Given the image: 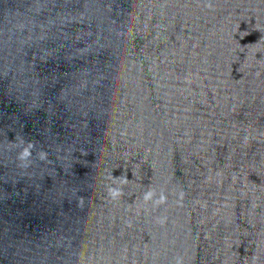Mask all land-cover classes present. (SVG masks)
Instances as JSON below:
<instances>
[{
    "label": "water",
    "instance_id": "95a60500",
    "mask_svg": "<svg viewBox=\"0 0 264 264\" xmlns=\"http://www.w3.org/2000/svg\"><path fill=\"white\" fill-rule=\"evenodd\" d=\"M0 264H264V0H0Z\"/></svg>",
    "mask_w": 264,
    "mask_h": 264
},
{
    "label": "clouds",
    "instance_id": "9594fccd",
    "mask_svg": "<svg viewBox=\"0 0 264 264\" xmlns=\"http://www.w3.org/2000/svg\"><path fill=\"white\" fill-rule=\"evenodd\" d=\"M113 195H117V193H113ZM151 196V193L146 194L145 199L147 200Z\"/></svg>",
    "mask_w": 264,
    "mask_h": 264
}]
</instances>
